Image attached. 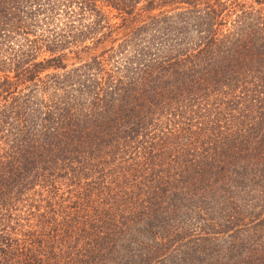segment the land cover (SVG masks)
<instances>
[{
    "label": "trees",
    "instance_id": "trees-1",
    "mask_svg": "<svg viewBox=\"0 0 264 264\" xmlns=\"http://www.w3.org/2000/svg\"><path fill=\"white\" fill-rule=\"evenodd\" d=\"M0 264H264V0H0Z\"/></svg>",
    "mask_w": 264,
    "mask_h": 264
},
{
    "label": "rangeland",
    "instance_id": "rangeland-1",
    "mask_svg": "<svg viewBox=\"0 0 264 264\" xmlns=\"http://www.w3.org/2000/svg\"><path fill=\"white\" fill-rule=\"evenodd\" d=\"M115 21H117V20H113V22H115ZM43 57H46V55H45V56H43Z\"/></svg>",
    "mask_w": 264,
    "mask_h": 264
}]
</instances>
